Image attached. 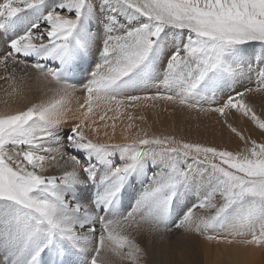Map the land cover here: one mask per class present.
Listing matches in <instances>:
<instances>
[{
    "label": "snow or ice",
    "instance_id": "6c2138e0",
    "mask_svg": "<svg viewBox=\"0 0 264 264\" xmlns=\"http://www.w3.org/2000/svg\"><path fill=\"white\" fill-rule=\"evenodd\" d=\"M42 23L45 31H34ZM0 33V66H30L59 97L0 114V264H111L110 253L142 264L147 250L137 238L155 245L174 230L264 246V143L233 152L145 133L110 144L84 131L101 103L162 99L218 114L247 145L227 117L234 110L264 130L247 102L264 92V68L255 69V89H232L218 105L216 97L254 71L249 49L264 48V0H6ZM93 52L96 63L78 82ZM149 81H158L154 94H127ZM77 91L83 102L69 117L64 101ZM50 168L61 172L44 174ZM145 178L122 211L121 194Z\"/></svg>",
    "mask_w": 264,
    "mask_h": 264
},
{
    "label": "bare ground",
    "instance_id": "6f19581e",
    "mask_svg": "<svg viewBox=\"0 0 264 264\" xmlns=\"http://www.w3.org/2000/svg\"><path fill=\"white\" fill-rule=\"evenodd\" d=\"M19 15L25 16L26 13L22 12ZM34 31L44 32L45 26L42 23L41 28ZM93 31H95V27H93ZM20 34H23L22 29ZM253 46L255 45L249 49L250 52H254ZM5 51L6 47L0 48L1 55ZM255 52L258 53V56L264 54V48L257 45ZM260 60L255 62L256 65L253 63V67L264 68V64H261ZM95 63L96 55L93 52L91 57L83 63L81 71L77 73L78 82H83L87 78ZM38 76L39 73L30 66L25 68L23 65H14L11 62H8L6 68L0 66V114L14 113L33 103H47L58 99L55 91H50V88L54 89V86L43 79H38ZM157 83V81L142 83L127 94L141 96L154 94ZM258 84L259 76L254 69L251 74H245L236 82L230 81L227 86L230 85L232 89L241 91L246 87L255 89ZM227 86L224 91L217 93V104L225 99L219 96L225 97L232 91ZM83 96V92L77 91L71 97L65 98L64 111L71 109L68 112L69 117L71 112L79 107V103L83 102ZM247 102L254 108L256 115L264 119V113L259 114L261 111L264 112V92L250 93ZM204 106L208 107L207 104ZM227 119L228 123L230 120L231 125L248 138L249 142L255 140L257 143H264V134H257L252 126L253 122L248 118L242 117L233 110ZM73 123L74 121L69 119L63 126L64 129L67 130ZM84 131L85 135L96 143L125 144L130 143L137 135L143 136L147 133L149 137L170 136L175 137L178 141L201 143L233 152L251 146L250 143L247 145L243 143L244 141L242 142L238 136L232 133L218 114L211 111L200 112L181 108L162 99L136 102H128L125 99V102L119 106L101 103L99 107L94 106ZM105 132H107V136L104 134ZM117 163H119L118 159ZM152 171L147 172L148 177H151ZM60 172L59 168H50L44 174H60ZM146 183L147 179L145 178L143 183L140 180H135L129 187H126L120 199L122 211H126L132 203H135ZM90 190L94 191V188ZM256 228H259V223L256 224ZM224 231L226 232L227 229ZM178 232L180 231L174 230L169 239L163 243L156 241L155 245L150 238L138 237V243L147 250V255L142 258V264H264V246H245L235 243L229 245L223 242L217 244L215 241H206L203 237H196L195 234L182 235L181 232ZM2 250L0 249V251ZM108 259L111 264H130L129 261L111 253L108 255Z\"/></svg>",
    "mask_w": 264,
    "mask_h": 264
},
{
    "label": "rangeland",
    "instance_id": "374dc122",
    "mask_svg": "<svg viewBox=\"0 0 264 264\" xmlns=\"http://www.w3.org/2000/svg\"><path fill=\"white\" fill-rule=\"evenodd\" d=\"M4 2H6V0H0V5H2ZM22 31H23V29H22ZM40 32V31H39ZM6 39H7V37L4 35V34H2V33H0V43H1V47L0 48H4V47H6ZM2 43H4V44H2ZM253 45H255V46H253L254 47V53H255V56H254V60H255V62L256 61H259L260 60V58H261V56H262V54H259V56H258V53H256L255 51H256V47H257V45L258 46H260V44L259 43H254ZM1 55V54H0ZM257 58V59H256ZM259 59V60H258ZM255 64V63H254ZM256 65V64H255ZM258 65H259V63H258ZM255 67V66H254ZM253 67V68H254ZM257 68H259L258 66L257 67H255L254 69H257ZM261 68V67H260ZM263 68V67H262ZM158 82V81H157ZM227 88L229 89V90H232V86H227ZM220 98H225L226 99V97L227 96H225V97H222V95L221 96H219ZM216 104H217V102H216ZM219 104V103H218ZM217 104V105H218ZM264 112L263 111H261L259 114L260 115H262ZM231 117V116H230ZM229 123L230 124H232L231 122H230V120H229ZM252 125V124H251ZM253 128L257 131V134H264V130H262V132H261V130L253 123ZM256 127H257V129H256ZM259 130V131H258ZM259 137V136H258ZM243 142V141H242ZM243 143H245V142H243ZM250 143V142H249ZM251 144V143H250ZM178 233H180V232H178Z\"/></svg>",
    "mask_w": 264,
    "mask_h": 264
}]
</instances>
